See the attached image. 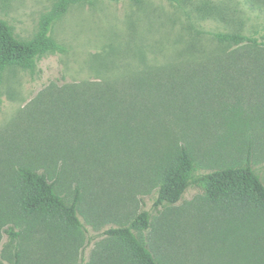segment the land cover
Segmentation results:
<instances>
[{"label":"rangeland","instance_id":"obj_1","mask_svg":"<svg viewBox=\"0 0 264 264\" xmlns=\"http://www.w3.org/2000/svg\"><path fill=\"white\" fill-rule=\"evenodd\" d=\"M55 2L0 0V18L30 39ZM236 31L261 47L216 55L215 34ZM52 36L63 50L0 73V264L17 249L21 264H123L121 242L104 231L141 210L152 214L142 235L164 264H230L246 232L236 201L213 202L198 186L159 211L155 201L160 171L183 145L199 173L250 156L264 182V0H92L72 6ZM100 80L125 85V104L94 96ZM12 146L14 168L47 169L68 196L82 189L86 231L23 215L14 181L2 183Z\"/></svg>","mask_w":264,"mask_h":264},{"label":"trees","instance_id":"obj_2","mask_svg":"<svg viewBox=\"0 0 264 264\" xmlns=\"http://www.w3.org/2000/svg\"><path fill=\"white\" fill-rule=\"evenodd\" d=\"M91 1L56 0L52 9L42 16L38 31L30 39L18 37L13 27L0 18V73L9 68L34 69L37 61L44 55L63 50L52 36L55 23L72 6ZM214 37L221 45L220 52L216 55L234 56L233 53H226L223 48L226 46L239 47L247 44L259 48L263 43L241 31L218 32ZM92 86L95 88L93 95L102 101L112 105L125 104V85H107L100 80L94 81ZM16 149L17 147L12 146L10 152H4L2 160L8 159V166L1 168L2 183L6 186L14 181L23 215L34 225L52 231L62 225L76 231H86L80 218L82 189L76 186L73 195L68 196L60 190L58 179H52L47 169L26 162L14 168ZM198 169L191 151L187 146H181L177 158L160 171L156 209L159 211L167 205L178 203L191 186L203 188L207 199L213 202L232 200L229 203L231 205L236 201L245 211L246 232L240 235L232 247L234 259L230 264H264V218L261 219L264 215V182L253 168L250 156L244 164L227 165L208 173H199ZM151 226L152 214L148 210H141L129 223L113 226L104 233L121 242L123 264H164L152 252L142 235ZM6 231L12 238L19 236V232L12 226ZM20 256L17 249L16 259L11 264H21Z\"/></svg>","mask_w":264,"mask_h":264}]
</instances>
